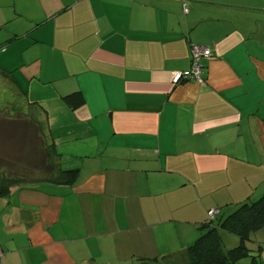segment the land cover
<instances>
[{
  "label": "crops",
  "instance_id": "crops-1",
  "mask_svg": "<svg viewBox=\"0 0 264 264\" xmlns=\"http://www.w3.org/2000/svg\"><path fill=\"white\" fill-rule=\"evenodd\" d=\"M213 4L0 0V105L37 126L57 176L0 197L1 264H182L209 210L261 198L263 30ZM193 43L214 52L204 82L175 84ZM252 244L264 264V230Z\"/></svg>",
  "mask_w": 264,
  "mask_h": 264
},
{
  "label": "trees",
  "instance_id": "trees-1",
  "mask_svg": "<svg viewBox=\"0 0 264 264\" xmlns=\"http://www.w3.org/2000/svg\"><path fill=\"white\" fill-rule=\"evenodd\" d=\"M206 60L208 59L204 61ZM63 99L73 111L78 110L85 103L84 96L81 92L72 93ZM22 119L24 121L26 120L25 118ZM28 123L37 129V126H34L30 121L26 120L25 124L28 125ZM45 149L47 151L46 154L52 157L51 151H49L47 146ZM45 167L48 172L46 179L57 177L55 169L51 164V158L50 163H45ZM78 171V169L61 171V178L65 182L73 183ZM10 191L11 189L9 187H1L0 197L9 195ZM212 210H215L216 213L214 216H211V210L208 211V223L200 226L202 233L185 250L187 259L182 264H238L247 258H252L253 264H259L260 251L257 250L254 253L251 244L254 243L253 236L257 232L264 230V194L256 201L238 205L231 213L227 211L222 212V209ZM234 240L238 243L237 246H232ZM0 252L3 253L1 264L5 258V252L2 249H0ZM178 255L179 253L177 252H171L167 255L157 256L153 261H156L157 264H172L173 262L170 263L171 261H174L173 264H180L175 259ZM157 261L164 262L158 263Z\"/></svg>",
  "mask_w": 264,
  "mask_h": 264
},
{
  "label": "rangeland",
  "instance_id": "rangeland-1",
  "mask_svg": "<svg viewBox=\"0 0 264 264\" xmlns=\"http://www.w3.org/2000/svg\"><path fill=\"white\" fill-rule=\"evenodd\" d=\"M204 1L215 3L213 5L218 11L214 12L216 14L221 12L223 18L226 15L227 21L252 22L254 29L256 25H260L264 36V0ZM259 31L256 29L255 33L260 35ZM13 108V106L0 105V188H11L16 183H35V181L46 179L48 172L45 163H50L51 158L46 154L47 145L44 144L45 139L41 137L38 128H33L29 123L26 125L21 115L9 116L14 112ZM21 111L24 113L26 109L21 108ZM259 198L260 196L256 200ZM245 260V263L241 261L238 264H253L252 258Z\"/></svg>",
  "mask_w": 264,
  "mask_h": 264
},
{
  "label": "built area",
  "instance_id": "built-area-1",
  "mask_svg": "<svg viewBox=\"0 0 264 264\" xmlns=\"http://www.w3.org/2000/svg\"><path fill=\"white\" fill-rule=\"evenodd\" d=\"M82 1V0H78ZM187 6H185V12H187ZM191 55H192V67L190 70L185 72H179L174 74L173 82L178 84L183 80H191L202 84L203 82V61L213 57V51L209 47L200 46L197 44H191ZM215 210L210 211V215L214 216ZM3 258V253L0 252V262Z\"/></svg>",
  "mask_w": 264,
  "mask_h": 264
}]
</instances>
